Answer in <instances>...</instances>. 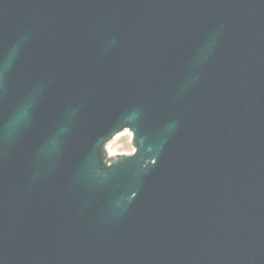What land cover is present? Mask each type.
Here are the masks:
<instances>
[{"label": "water", "instance_id": "1", "mask_svg": "<svg viewBox=\"0 0 264 264\" xmlns=\"http://www.w3.org/2000/svg\"><path fill=\"white\" fill-rule=\"evenodd\" d=\"M0 264H264V0H0Z\"/></svg>", "mask_w": 264, "mask_h": 264}, {"label": "rangeland", "instance_id": "2", "mask_svg": "<svg viewBox=\"0 0 264 264\" xmlns=\"http://www.w3.org/2000/svg\"><path fill=\"white\" fill-rule=\"evenodd\" d=\"M112 150L118 152H131L133 146L129 143L128 136L123 135V137H120L112 144Z\"/></svg>", "mask_w": 264, "mask_h": 264}]
</instances>
